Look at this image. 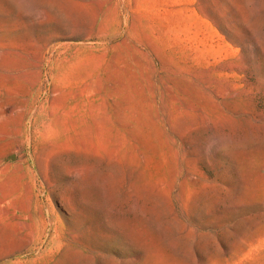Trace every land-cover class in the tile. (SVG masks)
<instances>
[{"label":"rangeland","instance_id":"rangeland-1","mask_svg":"<svg viewBox=\"0 0 264 264\" xmlns=\"http://www.w3.org/2000/svg\"><path fill=\"white\" fill-rule=\"evenodd\" d=\"M0 264H264V0H0Z\"/></svg>","mask_w":264,"mask_h":264}]
</instances>
